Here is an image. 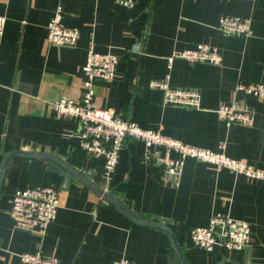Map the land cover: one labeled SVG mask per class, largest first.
<instances>
[{"label": "crops", "instance_id": "obj_1", "mask_svg": "<svg viewBox=\"0 0 264 264\" xmlns=\"http://www.w3.org/2000/svg\"><path fill=\"white\" fill-rule=\"evenodd\" d=\"M58 5L63 23L80 31L75 45L47 41ZM0 14L7 17L0 38V264H20L21 254L37 250L54 253L60 264H113L124 256L138 264H264V179L189 157L172 184L158 165L142 161L137 139L126 140L106 179L104 157L78 145V122L51 105L60 96L79 99L89 48L111 52L117 73L95 81L98 105L188 144L215 151L224 144L229 156L263 168L264 100L245 98L236 86L264 82V0H136L132 7L116 0H0ZM224 14L250 18L252 34L220 31ZM201 42L220 50L221 64H169L174 50ZM167 75L172 86L197 90L201 106L165 103L150 81ZM233 100L255 111L253 125L219 118L218 104ZM38 185L60 195L43 237L16 228L9 215L14 192ZM217 213L250 223L245 248L208 251L192 241L190 230Z\"/></svg>", "mask_w": 264, "mask_h": 264}, {"label": "built area", "instance_id": "obj_2", "mask_svg": "<svg viewBox=\"0 0 264 264\" xmlns=\"http://www.w3.org/2000/svg\"><path fill=\"white\" fill-rule=\"evenodd\" d=\"M116 1L128 7L136 3V0ZM62 17L63 7L58 5L47 25V41L58 46L75 45L80 31L77 27L66 26ZM6 22L7 17L0 14V38L5 31ZM217 27L226 34L244 37L252 34L251 20L244 16L224 14L219 18ZM175 58H182L190 63L218 65L222 63L223 55L216 46L201 42L193 47L174 50L169 56L170 65ZM118 63L117 55L89 48L83 66L84 78L79 99L60 96L51 102L52 107L60 115L72 117L78 122V145L85 154L104 157L103 175L106 179L116 169L120 151L127 139L140 140L144 144L142 161L148 165H158L162 177L172 184L180 182L186 158L189 157L213 164L217 168L226 167L235 174L264 179V167H256L244 159L229 156L225 153L224 144L218 151L188 144L162 133L159 129L142 126L139 122L118 114L112 108L98 105L94 100L95 81L112 80L116 76ZM150 86L163 91L165 103L201 106V96L197 90L172 86L169 75L165 79L151 80ZM236 90L245 98L264 100V82L239 81ZM216 112L227 124L253 125L255 121V111L237 100L218 104ZM59 206L60 195L53 186L25 187L17 189L11 197L9 215L16 228L43 237L50 224L56 220ZM189 235L197 246L208 251L217 245L243 249L250 242L251 226L247 220L226 213H217L211 216L208 225L192 228ZM20 264H60V260L54 253L37 250L21 254ZM113 264L138 263L124 256L115 260Z\"/></svg>", "mask_w": 264, "mask_h": 264}, {"label": "water", "instance_id": "obj_3", "mask_svg": "<svg viewBox=\"0 0 264 264\" xmlns=\"http://www.w3.org/2000/svg\"><path fill=\"white\" fill-rule=\"evenodd\" d=\"M31 154H36V152H30ZM38 154V152H37ZM39 155H46L44 153H40ZM70 167V166H69ZM70 173L72 174H75L77 176H79L80 178H82L81 174L79 172H77L76 170H74L73 168L70 167ZM4 178V177H3ZM69 178L66 179V181L68 180ZM4 181V179H3ZM2 187H3V182H2ZM100 193L107 199H111L108 192L102 188H100ZM114 201V200H113ZM115 202V201H114ZM129 214H131L132 216H137L136 214H134L131 210H127ZM137 218L142 221L143 223L145 224H150V225H153V226H158V227H161L165 230H167L170 234H171V229L168 227V226H162L161 224H159L158 222H154V221H151V220H147L145 218H140L137 216Z\"/></svg>", "mask_w": 264, "mask_h": 264}]
</instances>
